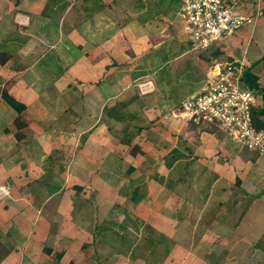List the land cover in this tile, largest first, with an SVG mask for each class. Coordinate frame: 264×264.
<instances>
[{
	"label": "crops",
	"instance_id": "crops-1",
	"mask_svg": "<svg viewBox=\"0 0 264 264\" xmlns=\"http://www.w3.org/2000/svg\"><path fill=\"white\" fill-rule=\"evenodd\" d=\"M180 6L181 0H0V186L8 191L0 199V264L51 253L50 264H111L115 245L117 258L136 264L124 251L130 218L123 210L170 241L181 234L179 220H214L233 232L251 220L258 242L264 159L222 131L224 137L198 136L180 116L209 69L186 56ZM243 11L253 12L254 22L221 52L250 66L263 96L254 110L264 112V0H244ZM189 59L199 67L192 79L184 68ZM144 81L154 87L147 96L138 90ZM4 94L25 110L16 112ZM139 99L152 103L140 106L154 117L148 114L146 124L123 116ZM134 175L141 181L130 184ZM91 178L103 180L110 203L98 207L97 197L78 196ZM66 185L72 197L65 198ZM71 238L95 242L88 262L70 254ZM58 239L65 246L52 251L47 244ZM192 246L174 242L163 264H217L205 258L211 249L203 257Z\"/></svg>",
	"mask_w": 264,
	"mask_h": 264
},
{
	"label": "built area",
	"instance_id": "built-area-1",
	"mask_svg": "<svg viewBox=\"0 0 264 264\" xmlns=\"http://www.w3.org/2000/svg\"><path fill=\"white\" fill-rule=\"evenodd\" d=\"M244 0H181L178 12L192 50L222 49L227 41L254 22L243 11ZM21 22H23L21 20ZM247 65L238 59H214L201 87L182 103L180 116L194 125L214 126L232 142L264 159V129L254 123L257 90L245 80ZM141 95L154 91L151 81L138 84ZM8 191L0 186V199Z\"/></svg>",
	"mask_w": 264,
	"mask_h": 264
},
{
	"label": "rangeland",
	"instance_id": "rangeland-1",
	"mask_svg": "<svg viewBox=\"0 0 264 264\" xmlns=\"http://www.w3.org/2000/svg\"><path fill=\"white\" fill-rule=\"evenodd\" d=\"M252 1V0H249ZM255 3V2H254ZM255 8V7H254ZM254 12H259L258 10ZM257 15V14H256ZM17 20H22L25 22V19H23L20 15H16ZM180 18V17H179ZM182 27L183 24L181 23ZM34 42L30 41L29 46H33ZM37 45H35L36 47ZM226 46V43L224 44V47ZM228 46V45H227ZM226 46V47H227ZM229 47V46H228ZM226 48V50L228 49ZM34 51H37L34 50ZM218 51V52H217ZM221 49L212 50L206 53H202L196 50H192L191 48H188V53L186 56L189 58H200V60L204 61L208 66L211 65L212 61L217 58L219 62H224L226 60V57H224L223 52H221ZM185 71L189 74L190 79L195 78V75L199 72V67L195 65V63L189 59V62L186 63V66H184ZM153 93V92H152ZM150 93V94H152ZM148 94V95H150ZM141 96H147V95H141ZM257 98V103L261 102L262 92H259ZM146 100V99H145ZM149 100V99H148ZM144 101L139 99V102L133 103L131 106L127 107V109L124 112V118L128 119L131 116H135V118L139 122H146L148 123L152 117V112H148L145 114L140 106H145L148 104L151 105L152 103H143ZM259 106V105H258ZM148 114L150 117H148ZM157 121V120H156ZM78 122V120H77ZM76 122V123H77ZM188 123V122H187ZM160 122H157L154 125H151V127L158 126ZM189 127L199 136L201 132H208L212 134H216L218 136L224 137L221 132H218L217 129L209 128L206 126H196L194 124L189 125ZM158 131V129H156ZM146 148L148 145H144ZM133 148V147H132ZM125 152H129V149L127 148ZM148 154V153H147ZM119 173V169L116 170ZM130 177V184H136L139 182L140 177L134 175V178L132 176ZM122 177L117 178V180L121 179ZM93 178H91L92 180ZM90 182H85L86 184L83 185L81 188V193L78 194L79 197L84 196H95L97 197V206H102L101 203L107 202L110 203V199L105 195L103 186L105 184L102 182L103 180H96L93 179ZM125 183H127L126 179L123 180ZM141 181V180H140ZM66 190H68L69 195H65V198L72 197L73 191L72 186L66 185ZM86 189V192L83 193V191ZM75 191V190H74ZM86 201L84 200L85 205ZM126 209V208H125ZM129 210V209H128ZM85 211V209L83 210ZM130 211V210H129ZM143 211H146L144 209ZM123 214L125 217L130 218L128 223V229L127 235L128 239H126L125 242L128 243L127 250L125 249V252L127 253V257L130 258L132 263L137 262L138 264H163L164 260L166 258V254L169 251V248L173 245V243H180L181 245H186L187 241L188 244L193 245L195 252L199 255L203 254V257L205 256V250L209 248L211 251H208L210 253L209 256H205L207 260H211L213 262H217V264H264V231L258 233V242H256L257 234H251V230L253 233V230L256 231L257 226L255 223L251 222V220H244L241 224V228L237 232H233L229 230V225L222 226L219 223H216L214 220H179V226L175 229H177V233L181 232V234L177 235L175 239H172L173 241L166 240L164 237H161L160 233L155 231L151 228V226H147V223H144L140 220H134L133 218L129 217L132 215L134 218L136 217L134 214L131 213L127 215L126 211L123 210ZM71 216V214H70ZM117 215H115L116 217ZM144 223V224H143ZM126 227V226H125ZM258 228L259 230H264V221L258 222ZM176 233V234H177ZM215 234V235H214ZM218 235L220 237H218ZM72 237V235H70ZM221 237H225V241L223 242ZM69 238V236H68ZM178 239V241L176 240ZM70 243L69 250L70 254L73 256H77L79 259H90L88 257V248L93 247L90 246H96L95 242L91 243L90 238L87 240H80L79 244H76L73 242ZM192 241L194 243L192 244ZM61 239H58L55 243L47 244L52 246V251L57 250L59 252L61 248L63 249L65 245L62 244ZM223 242V243H222ZM82 243V244H81ZM170 243V244H169ZM171 245V246H170ZM99 246V243L97 244V247ZM96 247V248H97ZM67 248V247H66ZM115 250L119 249L118 251H115L114 258H112L113 262L111 264H125L127 261L126 259H120L117 258L116 255H120V247L119 245L114 246ZM54 253L48 254L49 257H46L43 255L42 259H35V261L32 260H25V264H36L45 262L47 259H49L48 263L50 264L52 261L54 262ZM51 259V260H50ZM85 260V262H88V260ZM32 261V262H31ZM136 263V264H137ZM129 264V263H128ZM135 264V263H134Z\"/></svg>",
	"mask_w": 264,
	"mask_h": 264
},
{
	"label": "trees",
	"instance_id": "trees-1",
	"mask_svg": "<svg viewBox=\"0 0 264 264\" xmlns=\"http://www.w3.org/2000/svg\"><path fill=\"white\" fill-rule=\"evenodd\" d=\"M264 12V11H263ZM218 52V51H217ZM245 80L248 82V85L251 86V88H254L256 90H258V83L257 80L255 78V76H253V72L250 70V66H247V70H246V76H245ZM259 94V92H257V95ZM3 98L5 99V101L14 109L16 110V112L18 113H22L25 110V106L19 102H17L16 100H14L12 97L8 96L7 94L3 95ZM254 123L258 128H263L264 129V123L261 121L260 116L264 114L263 111H258L256 112L254 110ZM15 123L17 124V126L21 127V123L18 121H15ZM193 124V123H191ZM197 126V125H196ZM200 126H206L209 128H213L216 129L214 126H209V125H200ZM18 139H20V135H17ZM139 148H135L133 149V154H136L139 150ZM138 150V151H137ZM80 190V188H78Z\"/></svg>",
	"mask_w": 264,
	"mask_h": 264
}]
</instances>
